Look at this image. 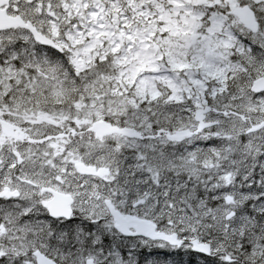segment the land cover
I'll use <instances>...</instances> for the list:
<instances>
[{"label":"snow or ice","instance_id":"snow-or-ice-1","mask_svg":"<svg viewBox=\"0 0 264 264\" xmlns=\"http://www.w3.org/2000/svg\"><path fill=\"white\" fill-rule=\"evenodd\" d=\"M0 264H264V0H0Z\"/></svg>","mask_w":264,"mask_h":264}]
</instances>
